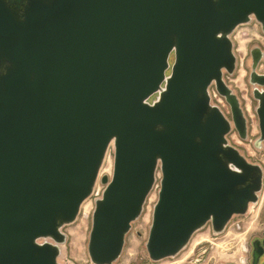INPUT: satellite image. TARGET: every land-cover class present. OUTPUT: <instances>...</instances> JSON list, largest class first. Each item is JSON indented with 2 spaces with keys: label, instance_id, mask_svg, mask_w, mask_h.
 I'll list each match as a JSON object with an SVG mask.
<instances>
[{
  "label": "water",
  "instance_id": "obj_1",
  "mask_svg": "<svg viewBox=\"0 0 264 264\" xmlns=\"http://www.w3.org/2000/svg\"><path fill=\"white\" fill-rule=\"evenodd\" d=\"M251 17L264 32V0H0V264H60L61 229L98 179L92 264L120 257L158 167L150 261L245 215L264 177L226 138L234 128L246 139L247 126L223 74L236 64L230 36ZM249 53L259 147L264 50ZM110 146L112 173L100 176Z\"/></svg>",
  "mask_w": 264,
  "mask_h": 264
},
{
  "label": "rangeland",
  "instance_id": "obj_2",
  "mask_svg": "<svg viewBox=\"0 0 264 264\" xmlns=\"http://www.w3.org/2000/svg\"><path fill=\"white\" fill-rule=\"evenodd\" d=\"M230 38L236 64L233 73H224L223 79L239 99L246 119L247 136L246 139H241L235 129L232 128L226 138L228 143L237 148L247 161L261 167L264 177V141L259 147L254 145V141L259 136L258 119L255 113L257 102L252 97L253 86L248 81L251 65L249 52L253 47H260L264 50V32L254 17H251L249 22L239 25ZM170 61L172 62V57H170ZM256 71L258 73L264 72L263 62L259 64ZM218 96L212 97V103L218 104L225 117L230 120L229 107L223 98L219 103ZM155 97L153 96L151 100ZM112 167L113 147L110 146L99 175L110 177ZM160 177L158 167L154 186L146 199L143 211L139 218L132 223L131 230L126 235L123 251L113 264H142L145 262H149V264H186L189 260L185 251L176 258H165L159 261H150L148 258L145 242L151 223L153 206L157 199ZM103 188L104 185L98 179L92 195L82 204L75 221L62 227L61 231L65 234V241L60 245L61 251L57 258L60 264H92L87 254L88 234L91 227L94 201L100 197ZM263 226L264 178L263 189L259 194L257 203L251 204L245 215L233 216L222 232L215 233L207 227L199 229L190 239V249L195 246V250L201 245L203 246L201 250L207 249L206 256L198 264H249L248 244L250 238L258 231L260 232Z\"/></svg>",
  "mask_w": 264,
  "mask_h": 264
},
{
  "label": "flooded vegetation",
  "instance_id": "obj_3",
  "mask_svg": "<svg viewBox=\"0 0 264 264\" xmlns=\"http://www.w3.org/2000/svg\"><path fill=\"white\" fill-rule=\"evenodd\" d=\"M260 48V47H259ZM261 49V48H260ZM262 50V49H261ZM263 51V50H262ZM262 62V61H261ZM260 62V63H261ZM259 63V64H260ZM258 64V66H259ZM264 64V63H263ZM257 66V67H258ZM260 74H264V72L260 73ZM214 90L213 87H211V90ZM259 89H264V87H259ZM218 102L220 103V101L222 100V97L219 96L218 97ZM217 100V99H216ZM224 100V99H223ZM230 222V221H229ZM229 224V223H228ZM227 224V225H228ZM208 228L210 231L213 232L212 226L210 223H207L203 228ZM226 228V227H225ZM258 231V230H257ZM139 234V233H138ZM264 238V226L262 227L261 231L257 232L256 234L252 235L249 241V264H253V249H254V243H256L257 241H259V243H257V245H262V239ZM202 245L199 246L197 249L194 250L195 246L192 247V249H190V240L187 243V245L174 257L172 258H176L179 255H181L184 251L187 252V257H189V260L187 261L186 264H198L200 261H202L204 259V257L207 254V249L204 248L202 249ZM260 250V249H258ZM189 251V252H188ZM144 264V263H142ZM255 264H264V250H260L259 255L257 256L256 260H255Z\"/></svg>",
  "mask_w": 264,
  "mask_h": 264
},
{
  "label": "built area",
  "instance_id": "obj_4",
  "mask_svg": "<svg viewBox=\"0 0 264 264\" xmlns=\"http://www.w3.org/2000/svg\"><path fill=\"white\" fill-rule=\"evenodd\" d=\"M217 93L215 92V90H211V97H214V98H216L217 97V95H216ZM219 97V96H218Z\"/></svg>",
  "mask_w": 264,
  "mask_h": 264
},
{
  "label": "bare ground",
  "instance_id": "obj_5",
  "mask_svg": "<svg viewBox=\"0 0 264 264\" xmlns=\"http://www.w3.org/2000/svg\"><path fill=\"white\" fill-rule=\"evenodd\" d=\"M83 203H84V202H83ZM83 203H82V204H83ZM81 206H82V205H81Z\"/></svg>",
  "mask_w": 264,
  "mask_h": 264
}]
</instances>
